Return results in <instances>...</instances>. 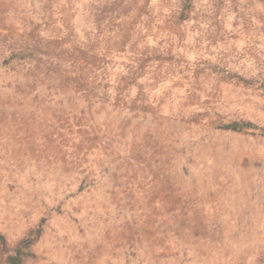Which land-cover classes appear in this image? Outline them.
<instances>
[{
	"label": "rangeland",
	"instance_id": "1",
	"mask_svg": "<svg viewBox=\"0 0 264 264\" xmlns=\"http://www.w3.org/2000/svg\"><path fill=\"white\" fill-rule=\"evenodd\" d=\"M264 0H0V264H264Z\"/></svg>",
	"mask_w": 264,
	"mask_h": 264
},
{
	"label": "trees",
	"instance_id": "2",
	"mask_svg": "<svg viewBox=\"0 0 264 264\" xmlns=\"http://www.w3.org/2000/svg\"><path fill=\"white\" fill-rule=\"evenodd\" d=\"M218 128L230 129L235 131H242L247 129H258L262 134H264V126H258L248 120H231L225 123H220L217 125ZM30 240H22L20 246H18L13 253L8 254L6 261L8 264H22L23 257L26 254L25 248L29 246ZM0 244L5 247V240L3 236L0 235Z\"/></svg>",
	"mask_w": 264,
	"mask_h": 264
}]
</instances>
